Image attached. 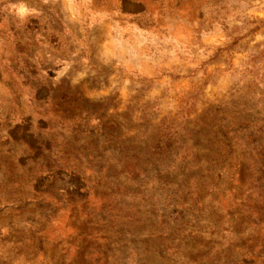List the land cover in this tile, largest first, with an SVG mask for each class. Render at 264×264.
I'll return each mask as SVG.
<instances>
[{
    "label": "rangeland",
    "instance_id": "obj_1",
    "mask_svg": "<svg viewBox=\"0 0 264 264\" xmlns=\"http://www.w3.org/2000/svg\"><path fill=\"white\" fill-rule=\"evenodd\" d=\"M263 146L264 0H0V264H264Z\"/></svg>",
    "mask_w": 264,
    "mask_h": 264
},
{
    "label": "trees",
    "instance_id": "obj_2",
    "mask_svg": "<svg viewBox=\"0 0 264 264\" xmlns=\"http://www.w3.org/2000/svg\"><path fill=\"white\" fill-rule=\"evenodd\" d=\"M189 120L190 119H189V115H188V121ZM188 133H189L188 135H190L191 141H193L194 139L192 137H193V133L194 132L191 131V132H188ZM225 139H226V143H228V144H225V143H222L221 144V142L219 143V146H222L223 150L224 149L226 150V151L224 150L225 153L223 152L224 155L218 156L217 159H216V162L215 161L214 162H211L213 166H218L219 165L217 168L214 167V169H213V170H216V171L218 169V173L219 174L222 173V171H223L224 168L226 169V163L228 162V158H229L227 156L231 155V153H228L227 152V147L229 146V148H230V150H228V151H230V152L231 151H234L233 150L234 145L229 144V142H231V141H229L230 139L228 137V134H226V138ZM175 143H176V141L174 139V141H172L169 144L168 151H166V150L165 151H162L163 148L161 146H158L159 151H160V155L163 157V158H161L162 161H164V159L166 160L167 157L169 158V156H171V154L173 152V144H175ZM182 150H183V154H179V156L176 158V160L173 161V164L177 160H180V161L185 160L186 157H190L191 158V156H192V158H193V154H191L190 148L188 146L186 148L182 149ZM184 151H185V153H184ZM259 159L261 160L260 163H262V165H263L262 166L263 167V169H262L263 170V174L261 175V179L264 181V146L261 148V151L259 152ZM236 161L238 162V166H239L240 171L243 170L246 167V165H245L246 160L243 157H240V159H237L236 158ZM213 172H215V171H213ZM213 172L208 173V175H213L212 174ZM217 176L219 177L218 174H217Z\"/></svg>",
    "mask_w": 264,
    "mask_h": 264
}]
</instances>
